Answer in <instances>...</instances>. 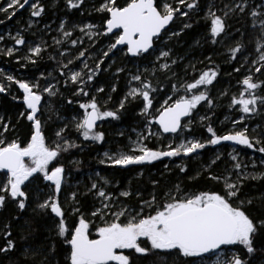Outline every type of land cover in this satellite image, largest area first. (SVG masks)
I'll list each match as a JSON object with an SVG mask.
<instances>
[{"label":"snow or ice","instance_id":"obj_1","mask_svg":"<svg viewBox=\"0 0 264 264\" xmlns=\"http://www.w3.org/2000/svg\"><path fill=\"white\" fill-rule=\"evenodd\" d=\"M177 2L182 7L164 0L161 10L154 0H126L123 5L101 0L98 6L91 5L92 11L101 14L96 24L70 21L73 10L85 14L88 0H64L65 17L57 27L63 39L52 37L59 48L46 41L30 44L24 35L40 23L32 18L45 13L41 0H8L7 7L0 6V13L11 19L30 5L26 26L15 35L8 33L14 43L0 48V56L14 58L22 69L31 65L39 71V77L25 72L18 78L0 69V93L23 105L15 123L0 115V212L11 207L13 218L23 219L20 239L25 242L35 231V217L51 225L46 237L50 245L25 243L21 255L27 264H53L61 244L66 246V264H264V192L257 197L244 192L248 181L264 180V167L257 171V161L249 165L235 147L264 154V0H204L203 7L201 0ZM57 4L58 0H52L53 8ZM178 17L187 20L173 30L169 25ZM197 25L204 34L190 47L210 50L203 59L193 61L176 52L175 45ZM45 30L50 31L51 25H45ZM77 30L81 35L73 38ZM84 37L93 49L96 38L107 37V49L94 56L83 47ZM0 41H5V35L0 34ZM17 46L26 48V54L17 55L21 51ZM117 52L124 54L126 63L114 71L115 60L102 67L112 58L110 53L115 56ZM45 53L54 62L51 71L40 70ZM217 53L223 64L213 60ZM205 60L208 65L199 68ZM106 71L110 84L99 79ZM233 73L238 74L236 93L230 95V88H225L213 96L221 78ZM122 80L123 95L110 108L111 94L118 91ZM65 91L70 95L65 96ZM57 98L66 100L68 106L78 105L70 118L55 107ZM133 104L138 123L130 132L117 131L122 139L116 141V148L97 152L98 164L122 171L140 166L136 176L143 177L146 167L156 161L168 158L172 163L178 158L176 167L186 174L187 161L211 149L210 159L196 173L210 186L190 191L176 182L161 193V180L149 176L152 188L146 199L140 187L133 188L135 177L121 189L103 170H93L83 193L79 188L71 192L66 209L61 196L69 166L82 171V161L72 159L73 150L103 148L107 133L100 130L98 121L120 122ZM218 107L227 109L220 123L232 125L223 134L214 126ZM255 116L260 122L250 127L247 121ZM153 139L161 146L150 147L148 142ZM228 147L231 151L220 150ZM218 162L224 164L222 172L216 171ZM259 164L264 166V158ZM164 168L170 170L169 164ZM114 183L116 189L110 191ZM80 195L94 200L93 220L82 211ZM133 197L135 205L129 204ZM29 208L33 215L24 216ZM69 211L78 216L72 225L67 222ZM95 220L100 223L95 227L96 238H91L90 225ZM0 236L6 241L0 254L7 256L16 250L11 223L4 225Z\"/></svg>","mask_w":264,"mask_h":264},{"label":"trees","instance_id":"obj_2","mask_svg":"<svg viewBox=\"0 0 264 264\" xmlns=\"http://www.w3.org/2000/svg\"><path fill=\"white\" fill-rule=\"evenodd\" d=\"M158 4V0H154ZM117 2L121 5L125 4L126 0H117ZM41 3L45 6V13L43 15L46 16H51V13L56 11L57 14L55 16V20L59 21L62 18L65 17V11H64V0H59L58 6L55 9L50 10V4H52V0H41ZM184 11H187L185 8ZM100 13H88L87 11L83 16L80 15V13L76 10H73V13L70 16V21L73 23H84V22H92L99 24L100 21ZM200 16L201 15L200 13ZM192 19L196 20L197 19V14L193 12L192 14ZM187 20V18L183 17L181 19L182 21ZM203 21H201V24ZM18 26L19 28H23L26 26L27 22L26 19L23 17L18 18ZM171 29L173 30H179L177 29L174 24L170 26ZM176 28V29H175ZM181 28V27H180ZM204 34V29L200 26L197 25L193 29L187 30V35H183L180 38V43L175 45V50L176 52L180 53L181 55H187L188 59H191L193 61L203 59V56L207 54V51L210 49L207 48H201L193 51V48L190 47L192 45L193 40L198 38L199 36H202ZM24 35L27 40H29V36L27 32H24ZM105 40H108L107 37H103ZM109 41V40H108ZM50 49L48 50V52ZM51 52V51H50ZM126 58V57H125ZM213 60L219 61L221 64H223V57L217 53L213 55ZM184 63H187V60L184 61ZM206 65H208V61L205 60L204 64H198L199 68H204ZM54 62L48 60V53H45L44 60L41 61L40 63V70H43L47 68L49 71L53 69ZM225 68H227V65H224ZM0 68L12 71L14 75L17 73H23L28 72L29 75H35L39 77V71L36 68H33L31 65H29V69H22L17 65L16 63L12 62V59L6 56H0ZM259 75V74H257ZM238 78V74L233 73L231 77L229 76H224L221 78L220 83L216 85V88L213 90L212 95L214 91L218 89H225L226 87H231L236 83V79ZM22 95V93H18ZM123 94V91L121 89V86L119 87L118 91L116 93H113V101L108 105V107L112 108L115 107L119 100L121 99ZM65 96L70 95L67 91L64 93ZM214 96V95H213ZM85 99V98H84ZM55 107L60 109V113L64 117H70L73 114V108L78 109V105H73V106H68L66 104V100L64 102H61L59 98L56 99V104ZM135 105H129L128 106V111L125 113L124 118L120 122L116 121H111V124L113 126H126L130 127L132 126L136 120L135 112H134ZM23 109V105L21 101H16L11 98L10 95H6L3 93H0V115L5 116L6 119L10 118L13 123L16 122L18 118L19 112ZM222 109L216 110V116L213 118L215 120L214 126L218 129L217 123L218 120L220 119L219 117L221 116ZM257 118L260 117L257 116ZM54 119V118H53ZM111 118H109L110 120ZM218 119V120H217ZM260 122V121H259ZM112 125L110 128H112ZM203 132L205 135H208L206 133V130L204 129H198V133ZM14 135V134H12ZM82 139V138H81ZM107 140V136H106ZM152 147V145H151ZM101 148L99 145L92 146L89 148H85L83 152L75 150L76 153H74L75 157L79 160L82 161V171L77 172L75 168L71 167V169L74 170L76 175H80L83 173H87L89 171H92L95 169V167L98 165L97 164V159H96V154L97 152H101ZM210 149L204 150V154L202 157V162H206L210 158ZM243 152H251L253 154L259 155L260 157L264 158V154H261L255 150L250 151L247 148L242 147ZM178 158H174V160H177ZM180 161H176V164H178ZM188 171L187 173H180L179 169L172 165L170 166V173L164 174L161 176L162 173V168L164 167L165 161H156L153 165H149L145 169V175L143 177H138L136 176V171L135 169L139 168L140 166H132L131 168L133 169L132 171H122L119 169L115 168H108L107 172H105L106 175L109 176L111 179H116L118 182L119 188L122 189V186L125 188L128 187V181L135 177L133 180V188L135 187H140L143 190L144 193V198H149L150 192H151V184L148 182L149 181V176L161 180V186L158 189V192H163L165 188L176 182H182L183 186H187L190 191L192 190H204L207 187H209V182L205 178H197L196 173L198 169V164L199 162H193L192 160H188ZM219 163V162H218ZM34 188V186H33ZM244 192L253 196L257 197L261 192H264V180H251L248 181L245 185ZM78 199L82 202L83 208L82 211L88 216L89 214V203L90 199L89 196H81L78 197ZM133 199V198H132ZM130 199V200H132ZM133 205L136 204V199L134 202H132ZM13 212L14 210L9 207L6 208L3 212H0V232L3 231L4 225L11 223L12 225V239L16 241L17 247L16 250L13 252L9 253L7 256H4L3 254H0V264H27V262L24 260L23 256L21 255L25 243L32 245L33 247L41 244H46L50 245L51 241L47 240L46 237L49 236L48 228L51 227L50 223L41 218V217H35L34 223H33V229L35 231L33 232V235L29 238L28 241H22L20 239L21 237V225L23 224V219L20 221H17L13 218ZM24 216H32V211L31 208H29L24 214ZM68 216V215H67ZM78 219V216L72 215L69 216L67 219V222L69 225H72V223ZM6 243L4 238L0 236V246H3ZM66 246L65 245H59L57 249V254L53 258V264H66L65 261V256L67 255L65 251Z\"/></svg>","mask_w":264,"mask_h":264},{"label":"rangeland","instance_id":"obj_3","mask_svg":"<svg viewBox=\"0 0 264 264\" xmlns=\"http://www.w3.org/2000/svg\"><path fill=\"white\" fill-rule=\"evenodd\" d=\"M31 2H32V0H30V3ZM58 2H59V0H58ZM100 2H101V0H88L89 7L87 9V12L88 13H97V12L92 11L91 5L95 4V5L98 6ZM168 2L174 3V6L182 7V6H180L178 4L177 0H168ZM7 3H8V0H0V6L7 7ZM163 3H164V0H158V6L161 8V10H162ZM201 4H202V7H203L204 0H201ZM58 5L59 4H57V6ZM49 7H50V10L51 9L52 10L55 9V8L52 7V4H50ZM56 14H57V12L54 11V12L51 13L50 17L46 16V15H42V17H40V18H32V19H35V20H39L40 23L38 25L34 26L32 31L27 32V34L29 36V38H28L29 40H27V41L30 44L33 43V42L41 43L42 41H46L48 45H53V48H59L60 47L59 45H54V42H53V39H52V37H54V36L57 37V38L63 39L62 35L57 32V27H58V24H59L60 20L59 21L55 20ZM201 15H203V12H201ZM20 17L25 18L26 22L28 21V19L30 17V5H26L24 9H19L17 11L16 15L13 16L11 19H8L7 16L4 13H0V21H3V23H0V34L5 35V41H0V48H5V47L12 46V44L14 43V41L11 40L8 37V33H11L12 35H15L16 31L20 30V28H19V26L17 24L18 23V18H20ZM182 18L183 17H178V18H176L174 20L173 24L176 26L177 29L182 27V22H181ZM84 23H88V22H84ZM45 25H51V30L50 31L45 30ZM80 35H81V33L77 30L74 33L73 38H76L77 36H80ZM84 40H85V43H84L83 47H88L90 52H92V54L94 56L100 54L102 50H106L107 46H108V43H109V41L105 40L103 37H98L94 41L95 48L93 49V48L90 47V43L88 41V38L84 37ZM65 46H67V45H65ZM17 47L21 49V51L19 53H17V55L26 54V52H27L26 48H24L23 46H17ZM52 50L53 49H50V51H52ZM110 56L112 58L110 60H106L105 65H103L102 67L107 68L108 64H111L112 60H115V65L113 67V71H114V68L116 66H120L121 64L126 63V58H125L123 53L117 52L115 56H112V54L110 53ZM11 59H12V62L16 63L14 58H11ZM89 63L93 64L92 61H89ZM93 66H94V64H93ZM0 69H3V68H0ZM4 70H5L6 73L14 74L12 71H9V70H6V69H4ZM16 75L18 76V78H23L24 77L23 73H17ZM99 79L101 81H106L109 84L111 83V80L109 79V73L107 71L103 72L101 74V76L99 77ZM41 83L43 84L44 81L42 80ZM120 86H121L122 91L124 92V81L123 80L121 81ZM226 88H230V95L231 94H235L236 91H237L236 83L233 86L226 87ZM220 91H221V89H218V90L214 91L213 95L217 96ZM159 99L160 98L157 97V100H159ZM101 103H103V101H101ZM110 103L111 102H109V104ZM156 106L159 107V104H157ZM220 109H222L223 111L221 113V116L219 117L220 119L219 120L217 119L218 120L217 127H218L219 134H223L224 131L226 129H230L232 127V125L230 123H227V122H226V126L220 123V121H222L224 119V116H225V114L227 112V109L225 107H218L216 110H220ZM204 111H206V109L202 110L200 114L203 115ZM70 117H68V118H70ZM53 118L56 119L55 116H53ZM259 121H260L259 118H257V116H255V117H250L249 120L247 121V123L250 125V127H256L257 123ZM137 123H138V121L135 122L132 126L126 127V126H113L111 124V122H109V121H99L98 127L100 128V130H104L107 133V140H106L103 148L100 147L102 149L101 153H102L104 148H113L114 149V148L117 147L116 141L119 140V139H122V138H120V137H118L116 135L118 130H125V131H129L130 132V129L132 127H135ZM111 125H112V128H110ZM130 134L133 137H135V133H130ZM71 135L73 137H75L77 135V133L73 130V131H71ZM123 142L127 143L128 141L126 139H124ZM148 143H149L150 147L152 145V147H154V148H158V147L161 146L159 140H156V139H153V140L149 141ZM164 143L167 144V141H164ZM225 143L230 144L231 142H225ZM235 147H237L238 150L242 153L240 159L245 160L246 162L249 163V165H250L251 161H253V160L257 161V167H256L257 171L261 170V168L264 167V166H261L259 164V159H261L262 157H260L259 155L253 154L251 152H248V153L247 152L246 153L243 152L242 151V147L243 146H238L237 145ZM244 148H246V147H244ZM220 150L224 151V152H228V151H231V147H228L226 149L225 148H221ZM209 151H210V153H212L211 149ZM250 151H253V149H250ZM73 152L76 153L75 150H73ZM96 156H97V154H96ZM202 157H196V158L192 159L193 162H199V164L197 166L198 167L197 172L201 168ZM210 157H211V155H210ZM72 159H77V158L74 155L72 157ZM163 160L165 161V164H169V167L172 166V165L176 166V161H179V159L174 160V158H173L174 162H172V163L169 162L168 158H164ZM97 164H98V161H97ZM130 167H132V166H130ZM223 168H224V164L223 163H219V167L216 169V171L222 172ZM107 169L108 168H105V166L98 164L95 167V169H93V170H96V171L103 170V174H105V172H107ZM93 170L89 171L87 173L76 175L74 170L71 169L70 166H69L68 171H69L70 175L66 178L67 179V183L64 186V191H63V194L61 196V201L64 204L66 209H68L69 203L71 202V192L72 191H77V189L79 188L80 193H83L84 184L87 182V176L91 175L93 173ZM249 170L250 171L252 170L251 167H249ZM197 172H195V173H197ZM162 173L168 174V173H170V170H165V168L163 167L162 168ZM113 180H114V182H117L116 179H113ZM123 188H125V187L122 186V189ZM115 189H116V184L114 183V185L112 187H110L109 190L112 191V190H115ZM81 196L82 195H80L79 197L81 198ZM89 199H90L89 214H88L87 217H88L89 220H93V218L90 215V213H91V210L93 209V205H94L95 202H94V200L92 199L91 196H89ZM135 199L136 198L133 197L132 200H129V204H132V202H134ZM72 206L76 207L77 205H72ZM67 215H68L67 216V219H68V217L72 216L73 213L71 211H69ZM99 223H100L99 220H95L94 223L92 225H90V237L91 238H96L95 227L98 226Z\"/></svg>","mask_w":264,"mask_h":264},{"label":"water","instance_id":"obj_4","mask_svg":"<svg viewBox=\"0 0 264 264\" xmlns=\"http://www.w3.org/2000/svg\"><path fill=\"white\" fill-rule=\"evenodd\" d=\"M154 2H155V1H154ZM173 23H174V22H173ZM173 23H172V24H173ZM172 24H170L169 27H170ZM98 123H99V121H98Z\"/></svg>","mask_w":264,"mask_h":264}]
</instances>
